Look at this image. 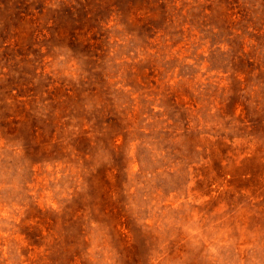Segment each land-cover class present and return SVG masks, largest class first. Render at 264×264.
<instances>
[{
    "label": "rangeland",
    "instance_id": "374dc122",
    "mask_svg": "<svg viewBox=\"0 0 264 264\" xmlns=\"http://www.w3.org/2000/svg\"><path fill=\"white\" fill-rule=\"evenodd\" d=\"M0 264H264V0H0Z\"/></svg>",
    "mask_w": 264,
    "mask_h": 264
}]
</instances>
